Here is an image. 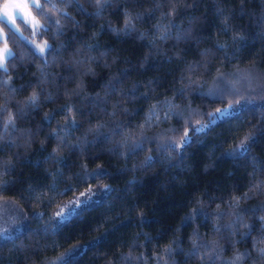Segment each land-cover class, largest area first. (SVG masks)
<instances>
[{"label": "trees", "instance_id": "trees-1", "mask_svg": "<svg viewBox=\"0 0 264 264\" xmlns=\"http://www.w3.org/2000/svg\"><path fill=\"white\" fill-rule=\"evenodd\" d=\"M33 13L36 37L22 20L0 24L12 53L0 70V200L26 221L0 239V264H264V91L169 148L227 104V79L264 75V0H109L99 15L95 0H50ZM129 20L130 34L112 31ZM249 137L248 153L226 156ZM87 187L97 198L55 224Z\"/></svg>", "mask_w": 264, "mask_h": 264}, {"label": "snow or ice", "instance_id": "snow-or-ice-1", "mask_svg": "<svg viewBox=\"0 0 264 264\" xmlns=\"http://www.w3.org/2000/svg\"><path fill=\"white\" fill-rule=\"evenodd\" d=\"M50 0H44V3H41V0H4L2 4H0V24H6V25H12L15 26L17 23V20H23L25 25H30L33 31V34H36L37 30L42 27L40 24L39 19H37V16L33 15V9H36L39 11V13H43L44 5L48 4ZM64 2H78V0H64ZM97 4V15L100 14V12L107 6L109 3V0H95ZM56 23H59V21H56ZM19 31V29H16ZM134 28L132 27L131 20L127 21L125 24V27L123 29H116L113 28L112 31L114 33L120 34L123 32L124 34H130L131 31H133ZM22 35V33H21ZM163 39H166L167 37H162ZM0 39H4L5 45H6V38L4 37V33L2 30H0ZM223 47V46H221ZM51 49V45L47 42L41 44H37L34 46L33 50H38L37 54L40 56H44L49 50ZM12 56L11 51L5 46L4 49L0 50V70L7 71V62L8 58ZM223 74L221 73V76ZM243 79H248V77H242ZM218 94L217 91H210L209 95H216ZM50 98V97H49ZM236 104H239L240 101H236ZM26 108L33 109L39 107L38 102V96L33 95L31 96L26 105ZM233 107L232 104L228 105V108L231 109ZM5 109H0V116L3 115ZM226 113V109L218 108L215 110V112H209L207 113L208 120L205 123H200L199 121L197 126H193V128H190L188 131H185L183 133V136L180 138V141L178 143H172L169 145V148L172 151H175L177 148L183 149L192 139V136L190 133L194 130L195 132H203L205 128L209 127V125L216 123L217 119H219L220 115H223ZM21 115H25L26 113L22 109L20 112ZM66 123H69L66 121ZM70 123L75 124V120H72ZM4 130L7 131L9 127L13 128L15 127L14 124V117H9V120L7 122V125H3ZM62 131L67 132L68 129H62ZM59 138V137H57ZM249 138H246L243 142L239 143L238 145H234L231 150H228L225 154L229 158H237L240 156L245 155L250 151V146L248 143ZM135 147H140V144H135ZM55 151V150H54ZM53 160L56 159L55 156L51 157ZM151 160V157H147L145 160V163L147 164ZM99 167V166H98ZM97 175H101V171L96 172ZM88 173H85L83 176L80 177V181L87 185L88 183ZM264 183V182H262ZM107 187V186H105ZM6 185L0 184V192L6 191ZM97 193L92 190V188L87 187L85 191L80 193V196L83 197V199L77 198L72 206H69L67 209H62L60 212L57 213V216L61 218V220L68 219L77 208H80L83 204L90 201ZM196 209H193V212H196ZM191 219L190 217L188 218ZM237 219L239 220L240 217L238 216ZM261 219H264L262 217ZM2 235V233H0ZM202 247H207L206 245H201ZM199 252V248H196L194 246V250L191 253V255L195 256ZM246 254H240L236 255L229 264H237L238 261L244 258ZM259 255L261 259H264V249H259ZM216 258H219V254H216Z\"/></svg>", "mask_w": 264, "mask_h": 264}, {"label": "rangeland", "instance_id": "rangeland-1", "mask_svg": "<svg viewBox=\"0 0 264 264\" xmlns=\"http://www.w3.org/2000/svg\"><path fill=\"white\" fill-rule=\"evenodd\" d=\"M9 26L13 28L14 30L19 29L18 20L15 26H12V25H9ZM0 30L3 31L1 27H0ZM35 35L36 34H33L32 32V36H35ZM4 37H5V34H4ZM3 41L4 39H0V50L4 49L6 46L11 51V49L7 45L1 44ZM32 41L35 42L37 40L33 37ZM43 43H38V44L42 45ZM235 77L237 78L227 79V93L229 94V96H228L227 104L220 107V108L226 109V113L223 115H220L219 118L224 115L230 114L231 112H233L234 110L238 109L239 107L245 104L258 101L259 98H261L260 95L264 91V75L258 69L252 70V72H249V71L239 72L237 73V76L235 75ZM242 77H248V79H243ZM236 101H240V103L236 104L235 103ZM229 104L233 105L231 109L228 108ZM80 193L76 194L70 199H67L59 206V208L55 212V219H56L55 224L56 222L61 221V218L57 216L58 212H60L62 209L69 208V206H72L73 202L77 198L83 199V197L80 196ZM95 196L90 201L95 200L97 198ZM90 201L86 202L82 206H85ZM78 209L79 208H77L76 210ZM25 223L26 221H25L23 210L18 204H16L10 199L0 200V233H2V235H0V239L10 238L16 235L17 233H19L21 230H23L26 227Z\"/></svg>", "mask_w": 264, "mask_h": 264}]
</instances>
